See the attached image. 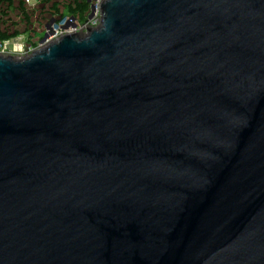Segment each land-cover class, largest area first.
<instances>
[{"label": "water", "instance_id": "95a60500", "mask_svg": "<svg viewBox=\"0 0 264 264\" xmlns=\"http://www.w3.org/2000/svg\"><path fill=\"white\" fill-rule=\"evenodd\" d=\"M0 264H264V0H105L0 57Z\"/></svg>", "mask_w": 264, "mask_h": 264}, {"label": "built area", "instance_id": "2783aa9c", "mask_svg": "<svg viewBox=\"0 0 264 264\" xmlns=\"http://www.w3.org/2000/svg\"><path fill=\"white\" fill-rule=\"evenodd\" d=\"M25 5L34 10L35 4L32 0H23ZM41 1V0H40ZM105 0H87L89 12L85 20H80L77 16L64 14L57 19H51L46 24L41 25L42 29H37L43 38H39L34 29L32 35H20L12 40L0 43V57L7 55H23L28 57L36 51L46 48L65 36H79L97 29L100 26V4ZM35 25H39L36 23ZM22 57V58H23Z\"/></svg>", "mask_w": 264, "mask_h": 264}, {"label": "trees", "instance_id": "16d2710c", "mask_svg": "<svg viewBox=\"0 0 264 264\" xmlns=\"http://www.w3.org/2000/svg\"><path fill=\"white\" fill-rule=\"evenodd\" d=\"M87 0H42L34 10L23 0H0V43L20 35H32L34 25H44L51 19L62 17L64 13L80 15L85 20L89 5Z\"/></svg>", "mask_w": 264, "mask_h": 264}, {"label": "crops", "instance_id": "0c3cea01", "mask_svg": "<svg viewBox=\"0 0 264 264\" xmlns=\"http://www.w3.org/2000/svg\"><path fill=\"white\" fill-rule=\"evenodd\" d=\"M42 1V0H41ZM41 1L40 0H32V2L35 4V6H39L40 4H41ZM87 2V1H86ZM87 4H88V2H87ZM64 14H69V13H64ZM75 16H77L79 19H80V15L79 14H76ZM81 20V19H80ZM44 26V25H43ZM34 29L36 30V33H37V35H41V34H39L37 31V29H42V27H41V25L39 24V25H34ZM26 35H28V34H26ZM38 37H40V36H38Z\"/></svg>", "mask_w": 264, "mask_h": 264}, {"label": "rangeland", "instance_id": "374dc122", "mask_svg": "<svg viewBox=\"0 0 264 264\" xmlns=\"http://www.w3.org/2000/svg\"><path fill=\"white\" fill-rule=\"evenodd\" d=\"M92 31V30H91ZM89 33V32H88ZM88 33H84V35H79L80 38L86 36ZM40 37L39 38H43L42 35H39ZM7 57H14V58H22L23 55H14V54H11V55H7ZM26 56H24L23 58H25Z\"/></svg>", "mask_w": 264, "mask_h": 264}]
</instances>
